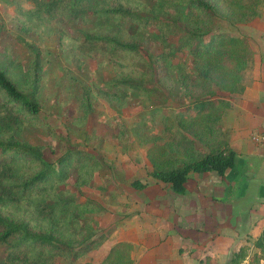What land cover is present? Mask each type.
I'll return each mask as SVG.
<instances>
[{
  "label": "trees",
  "instance_id": "1",
  "mask_svg": "<svg viewBox=\"0 0 264 264\" xmlns=\"http://www.w3.org/2000/svg\"><path fill=\"white\" fill-rule=\"evenodd\" d=\"M116 1L43 0L42 6L46 10L60 7L73 18L92 16L107 23L123 19L151 29L164 48V53L158 57L163 63L170 52H185L192 70L191 78L179 72L181 89L192 92L186 85L191 79L207 84L208 93L188 96L190 102L179 106L175 119L162 114L163 134H140V140L150 145L147 156L152 170L149 175L169 185L176 194L184 193L190 173L216 172L222 177L226 170L234 168L237 154L224 140L221 125L232 104L226 98L215 96L213 87L229 95L244 92L246 73L252 61L250 44L240 37L192 29L204 21H214L215 0H150V4L140 8ZM223 1L228 4L229 16L236 25L251 22L264 4V0ZM144 11L150 17L140 16L139 12ZM79 35L82 46L98 48L111 58L138 57L137 45L121 43L109 34L80 30ZM173 39L176 45L171 43ZM23 45L30 55L26 90L10 77V72L0 67V264H54L57 258L74 264L107 240V235H92V220L87 218L90 214L101 215L104 208L92 200L77 202L81 187L90 185L102 165L93 155L74 148H68L57 160L48 162L41 147L18 141L13 136L12 132L22 126L36 124L42 110L38 100L43 76L41 51L31 42L25 41ZM111 84L149 95L160 92L153 87L142 88L131 78ZM157 112L161 113L160 108L152 113ZM26 165L31 170L30 175L23 170ZM72 169L77 173V191H57L59 186L67 184ZM131 186L145 187L139 181L132 182ZM254 246L260 253L252 260H264V227ZM248 249L241 246L228 264H240ZM129 250V245L118 243L99 264H132Z\"/></svg>",
  "mask_w": 264,
  "mask_h": 264
},
{
  "label": "rangeland",
  "instance_id": "2",
  "mask_svg": "<svg viewBox=\"0 0 264 264\" xmlns=\"http://www.w3.org/2000/svg\"><path fill=\"white\" fill-rule=\"evenodd\" d=\"M42 2L0 0V67L26 90L30 55L23 42L28 41L39 47L43 71L38 95L42 110L36 124H26L12 134L18 141L41 147L48 162L57 160L68 148L87 152L100 162L102 167L94 173L90 185L81 187L77 202L92 200L105 208L101 215H87L92 220V235H105L109 230L104 224L112 208L122 199L136 195L131 182L150 177L152 167L147 156L150 145L140 140V134H163L160 116L175 119L179 106L190 102L188 96L207 94L209 86L188 79L186 85L192 92L181 89L179 72L191 74L190 59L185 52L174 50L167 55L166 62H161L158 57L164 48L155 39V31L123 19L107 23L92 16L73 18L60 7L46 10ZM119 2L132 8L150 4V0ZM214 2L217 7L214 21H204L192 29L244 38L241 34L246 30L241 27L245 25L233 24L228 4L223 0ZM139 14L150 17L145 11ZM260 17L264 22V4L259 10ZM80 30L109 34L121 43L135 44L138 57L117 60L98 48L84 47ZM171 43L176 45V39ZM127 78L142 88L153 87L160 92L149 95L111 84ZM213 90L215 96L226 99L229 96L215 87ZM156 108L161 113H152ZM23 170L31 174L28 165ZM69 175L67 184L59 186L57 191H77L76 171L70 170ZM1 255L2 249L0 259ZM93 256L83 257L74 264H98L96 255ZM54 264L70 263L57 258Z\"/></svg>",
  "mask_w": 264,
  "mask_h": 264
},
{
  "label": "crops",
  "instance_id": "3",
  "mask_svg": "<svg viewBox=\"0 0 264 264\" xmlns=\"http://www.w3.org/2000/svg\"><path fill=\"white\" fill-rule=\"evenodd\" d=\"M262 18L242 24L251 66L244 92L227 97L232 107L221 120L224 140L237 154L234 168L222 177L190 173L183 194L145 177L143 189L131 186L136 195L112 208L104 224L107 240L88 257L96 255L100 263L112 246L125 243L132 264H228L245 245L249 249L240 264H264L252 260L260 253L254 243L264 227V145L250 139L253 133H264Z\"/></svg>",
  "mask_w": 264,
  "mask_h": 264
},
{
  "label": "built area",
  "instance_id": "4",
  "mask_svg": "<svg viewBox=\"0 0 264 264\" xmlns=\"http://www.w3.org/2000/svg\"><path fill=\"white\" fill-rule=\"evenodd\" d=\"M250 139L254 144L264 145V133H253L250 135Z\"/></svg>",
  "mask_w": 264,
  "mask_h": 264
}]
</instances>
